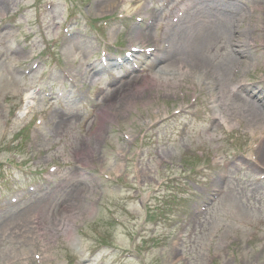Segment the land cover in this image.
I'll return each mask as SVG.
<instances>
[{
	"label": "rangeland",
	"instance_id": "obj_1",
	"mask_svg": "<svg viewBox=\"0 0 264 264\" xmlns=\"http://www.w3.org/2000/svg\"><path fill=\"white\" fill-rule=\"evenodd\" d=\"M176 1L0 0V264H264V0Z\"/></svg>",
	"mask_w": 264,
	"mask_h": 264
},
{
	"label": "bare ground",
	"instance_id": "obj_2",
	"mask_svg": "<svg viewBox=\"0 0 264 264\" xmlns=\"http://www.w3.org/2000/svg\"><path fill=\"white\" fill-rule=\"evenodd\" d=\"M213 1H216V0H212L211 2ZM197 2L198 4L202 3V5H205V3H207V0H199ZM187 14L188 12L186 11L185 14L180 17V21L184 20ZM220 26L224 27V23L220 22ZM183 31H184V28H180L179 30L175 31L174 34L178 35L179 33ZM182 35L183 34L178 35L177 37L178 41L176 44L172 45L171 49L166 51V53L160 54L159 57L157 56L158 58L156 57V59L160 60L161 62H165V64H171V63L174 64V63H178L183 60H186L187 58H191L195 56V54H197L198 49L201 47V44L204 41V38H205L204 34L200 31H196L186 36V41L189 43V45H186V46L184 45V42H183L184 38ZM232 46L235 47L234 53L236 55H239L240 57H242V53L244 52V50H242L241 48H248V44L239 43V42L232 43ZM250 47L257 51L260 46L259 44L254 43ZM136 77L137 76H134V78ZM143 78H145L146 81L150 80L148 76L147 77L143 76ZM239 86L241 88V91L246 93V95H244V98H243L244 100L251 101V99H253L255 103L260 102L262 104V98L264 96L263 92H258V91L255 92L254 90L248 89L247 82H243ZM261 132L262 134H264V128L260 129L259 133ZM257 157H258L257 160L259 162H264V141L262 142L261 146L258 148Z\"/></svg>",
	"mask_w": 264,
	"mask_h": 264
}]
</instances>
